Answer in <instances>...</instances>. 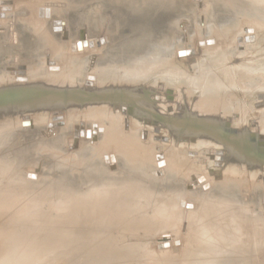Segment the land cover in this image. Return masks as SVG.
Here are the masks:
<instances>
[{
	"label": "rangeland",
	"instance_id": "rangeland-1",
	"mask_svg": "<svg viewBox=\"0 0 264 264\" xmlns=\"http://www.w3.org/2000/svg\"><path fill=\"white\" fill-rule=\"evenodd\" d=\"M7 1L8 3L6 0L2 2L9 4L8 7L2 5L0 1V83L5 85L4 89H7L6 83L14 84L17 81L21 83L22 80L31 83L35 79V82L42 83L40 81L44 78L59 79L64 85L84 90L99 86L105 88L110 85H123L124 88L131 86L141 88L145 85L142 95L144 100L142 101L145 103L141 101V106L137 109L139 110L137 114L141 117L137 116V119H130L127 123L125 117L122 118L123 113L120 115V111L113 110L110 102L104 106L105 108H101L104 109L103 111L88 109L81 111L79 115L70 116L69 110L65 108L63 110L66 132L61 139H59L60 133L56 134V130L61 128L58 125L64 126L63 121L58 122L56 128L49 127L50 117L52 121L62 117L61 115L53 116L51 112L55 109L49 113L48 117L36 116L33 121L23 119L11 125L10 131L7 130L8 135L5 136L8 142L0 150V162H7L0 164L2 177L0 180V264H90V262L99 264L103 263V260H106L103 264H112L111 261L115 258L111 257V254L99 256L100 249L96 248H102V245L117 255L115 259L117 262L113 264H187L188 258L182 256L195 246L194 231L199 229L200 217L198 216L202 214L208 215L206 220L214 222L213 226L222 225L230 229L233 237L240 238L243 232L249 231L248 242H234V244L250 252L246 256L247 264H264V247L258 245L256 237L259 230L264 231L263 169L250 167L251 171L229 170L228 163L224 168L216 169L212 165L211 153L216 152L217 160L224 152L220 149L225 148L224 145L210 140L204 141L207 138L197 139V143L182 142L180 139L182 134H173V129L171 133L174 137H170L171 143H165V135H170L164 131L168 129V126L171 128L172 123L169 121L174 123L180 121L175 117L176 105L166 97L164 90L166 89L167 92L169 88L175 90L180 87V90L191 94L192 99L189 105L195 106L187 112L185 109L184 117L189 113L197 115L201 113L204 116L205 109L207 112L211 110L218 115V118L220 117L214 120L221 127L223 122L230 118L236 130L245 135L243 137L253 131L259 132L264 137V102L260 103L261 101L254 95L250 98L245 97L243 101L237 99L239 98L237 95L229 102L221 99L223 103L220 109L218 105L208 106V101L205 99L208 80L205 77L209 75V69L212 68L209 67L210 61L203 62L207 60L208 55H212L211 53H228L233 49V53H259L258 47H261L264 38H257V34H251L255 37V41L246 39L251 36L247 29L263 33L264 0H253L257 4L248 7L242 24L233 23V19L228 18L232 15L225 11L230 5L235 8L241 6L244 9L246 4L236 5L233 0L232 2L230 0H180L182 11H174L173 15L167 14L168 17L171 16V18L167 17L166 22L169 26H166L167 24L163 26V23L158 24V22L157 25L153 24L152 29L157 36L154 34V37L153 32L147 34L149 38L150 36L153 38L149 39L146 34L143 36L149 44L164 43L162 41L166 38L164 34H169L166 42L170 41L168 46L169 44L171 46L167 47L171 51L174 50L173 53L185 47L196 49L197 60L195 64L193 63L194 68L191 69L193 65L186 64L189 67L185 65L186 69L177 74H182L178 76L179 79L175 75L176 81H182L184 75L185 85H178L175 82L165 83L162 78L151 82L145 74L143 79L147 80L142 85L140 82L133 83V81L121 79V75L119 77L113 67L109 68L110 72L106 71V74L103 72L101 64L106 56L105 53H111L109 57L125 53L122 47L123 42L130 41H124L125 38L129 36L137 38L133 39L132 48L129 51L138 53L134 49L135 40H139L146 27L149 28V24L156 18L155 15L145 13L143 1L137 0L139 2L134 6L138 19L136 24L139 25L132 26L136 28L135 30L130 29L128 23L127 25L123 23L126 19L123 15L115 13L119 8L116 2L111 5V0L107 2L106 0ZM126 2L127 0H123V3L126 4ZM3 14L9 17H1ZM11 18L15 21L10 20ZM143 18L144 23L140 25ZM51 20L52 22L62 20L63 22L57 21L56 24L64 25L65 32L61 31V27H54V30L61 31L54 33L51 29ZM132 23L134 24L133 20ZM169 23H174V27L172 28ZM169 27L173 30L170 31ZM82 33L86 36L85 38H81ZM158 35H161L163 39H160L161 36L158 38ZM88 38L90 42H95V47L94 44L89 46ZM154 38L155 41H153ZM84 40H87L86 47L81 45ZM156 40L159 42L156 43ZM243 42H245V49L240 47ZM75 45H78L77 49ZM59 63L63 64L62 68L52 69L51 66L59 67ZM197 72H200L199 75ZM103 74L108 76L106 81H103L101 76ZM100 79H102L101 82ZM158 86L165 89L159 90ZM241 90L244 91V88ZM258 90L264 92V86L261 83L249 89L251 93ZM156 93L160 96L159 99L152 98ZM219 93L222 94V91ZM48 94L44 96L47 99L51 97L50 93ZM223 97L225 98L224 95ZM39 102H42V98ZM120 103L124 106L128 105L124 102ZM196 109L199 111H195ZM18 113L20 111L9 110L10 122L17 119L15 116ZM193 114L189 118L186 116L184 121L191 125L192 132L200 134L206 129L201 124L200 129L190 123L196 121L192 117ZM142 117H147L148 121H157L158 124H151L154 129H150L145 126V122L142 123ZM158 117H163V120ZM82 121L88 124V134L84 139H80L81 141L78 139L77 144L73 145L71 144L73 127ZM197 122L202 123L204 120ZM114 129L117 131L114 133L115 139L113 138V142L107 146L109 148L102 147L106 135ZM4 133L3 130L0 131V136ZM128 134H134V137L131 136L129 139ZM56 138L58 139L54 141ZM255 146L259 151V145L255 144ZM142 152L145 157L148 154L147 160L144 159L145 163L150 161L148 163L150 173L147 176H143L138 168V165L142 164H138L139 159L143 161L139 155ZM158 153L164 154L166 167H159L156 164ZM111 155L116 162L111 161ZM226 159H230L229 154ZM129 160L132 161L127 166ZM168 165H170L169 170ZM237 166H241L242 170L245 168L243 165ZM149 177H151L149 182H154L157 187L153 189L154 192L152 190L142 192L137 203L142 208L148 205V210L157 205L177 206L178 218L173 216L172 222L176 219L173 225H169L168 228L166 226L154 228L156 224H159L154 220L147 226L133 228L132 223L106 220L102 225H97L96 221H93L94 223H88L86 226L87 219L97 218L100 214L96 195L92 193L94 187H97V192L101 194L107 190L110 183L118 181L119 183L135 182L134 184L141 185L139 188L143 189L142 187L149 184L147 183ZM105 183L108 185L103 187ZM117 187L111 186V189H117ZM85 195L95 198L90 201L84 197ZM111 212L108 211V214L111 215ZM85 213H92L94 217H88ZM132 218L131 220L134 219ZM223 238L219 237L218 241L222 240L225 244L231 243L227 242L229 240L223 241ZM95 239L102 241V245L99 241H94ZM188 248H190L189 251H187ZM97 250L98 254H93ZM241 257L244 256L240 254L234 257L238 259L236 261L229 259L230 264L240 262Z\"/></svg>",
	"mask_w": 264,
	"mask_h": 264
},
{
	"label": "bare ground",
	"instance_id": "bare-ground-1",
	"mask_svg": "<svg viewBox=\"0 0 264 264\" xmlns=\"http://www.w3.org/2000/svg\"><path fill=\"white\" fill-rule=\"evenodd\" d=\"M2 1L3 0H1V4L2 5L7 6V7L10 6L9 4H3ZM139 1L145 2V6H144L145 13L149 14V15H155L156 18L153 20V22H151L149 24V26H150L149 28H147L148 27L147 26L146 29H145L144 28L145 26H143V28L145 29L144 33H142V35L139 38V40H135L134 49L138 53H134V52L129 51L132 48L133 39H137V38H135V36H132V37L129 36L128 38L124 39V41L125 40H130V41L123 42L124 44H123L122 47H123L125 53H118L114 57H109V56L112 55L111 53H105L106 56H105V58H104V60H103V62L101 64L102 67H103V69H102L103 72L106 74V71H109V68L113 67L114 70H116L118 72V76L121 75V77L120 76L119 77L121 79H123V80L125 79L128 82L133 81V83L134 82L135 83L140 82V84H142V83H144V81L147 80V79H143V76L145 74V75H147L149 77L148 79H150L151 82H154L155 80H157L159 78L160 79L162 78V80H164L165 83L166 82H170V83L175 82V83H178V85H185L183 83L184 82L183 80L185 78V77H183L184 75L182 76V78H183L182 81H180V80L176 81L177 80L176 78H178V76L182 75V74L181 75H177V74H179L180 72H182L183 70L186 69L185 68L186 64L187 65L188 64L189 65H193V63L194 64L196 63V60H197V53H196L197 51H196V49H193V48H190V47H185V48H182L180 50L177 49L178 51L176 53H173L174 50L171 51L170 49H168V47L171 46L170 44L168 46V43L170 41L166 42L169 39V37H168L169 34L168 35L164 34L165 37H166V38L164 37L165 38L164 40H162L163 39L162 36H164L163 34H161L162 36L160 35L162 38L158 35V38L160 37V39L162 41H164V43H161V44L159 43L157 45L154 42H153L154 44L150 43V44H152V45H150L148 43L149 41L145 40L146 37L143 38V36H145V34H146V36H147V34H149V33L151 34L152 32H153L152 33L153 35L155 34V32L153 31L152 28H154L153 24H156L157 22H158V24L159 23L160 24L163 23L162 24L163 26L166 25V24H167L166 26H169L168 23H166L167 22V17H168L167 14L171 13V15H173L172 12H174V11L175 12L176 11H182L183 8H182L181 1L180 0H139ZM139 1H137V0H127V2L125 4V3H123V0H111V5L116 2L117 3V7L119 8V10L115 11V13H117L119 15L120 14L123 15L124 16L123 18L124 19L126 18L129 21L128 22L125 19L127 22L125 20H123V23L125 25H127V23H128V25L131 27L130 29H133V30H135L136 28L135 27L132 28V26H139V25L136 24L138 19H137L136 15H135L136 12L134 11L135 3L139 2ZM254 1L253 0H233V3H236V5L237 4H246V5H245L244 9H242L243 7H241V6H238V7L236 6V8L232 7L231 5L228 6L225 9V11H226V13H229L230 15H232V16H229L228 18L233 19V23L235 22V23H238V24H242L243 18L246 17V11H247L248 7L250 8V6H253V5L257 4V2H254ZM6 2L8 3L7 0H6ZM82 2H84V1L82 0ZM106 2H107V0H106ZM9 3H10V1H9ZM243 10H245V11H243ZM36 11H37V9H36ZM43 12H45V11H43ZM158 15H160V16L158 17ZM174 15H175V13H174ZM131 16H134L135 18L131 17ZM1 17L7 18L9 16L3 14V15H1ZM144 18H146V17H144ZM144 18L141 19L140 25L142 24V22L144 23V20H145ZM168 18H171V16L168 17ZM10 20H14L15 21V19H13V18H11ZM59 20H60V18H59ZM59 20H57V21L58 22H63L62 20L61 21H59ZM102 20H103V18H102ZM132 20H133L134 24H136V25H134L132 23ZM169 20L171 22V19H169ZM176 20H175V22H176ZM51 22H52V20H51ZM169 24H171V23H169ZM173 24L174 23L171 24L172 28L174 27ZM51 25H52L51 29H53L54 33L55 32L60 33L61 31L63 33L65 32V26L61 25V23L55 25V23L53 21ZM54 27H56V28L57 27H59V28L61 27V31L54 30ZM170 29H171V27H169V30ZM172 30H170V31H172ZM161 31H163V30H161ZM170 31H167V33L168 32L170 33ZM164 32H162V33H164ZM252 32L249 33V34L250 35L251 34H257V36H258L257 38H260V37L264 38V30H263V33H262V31H260V32L252 31ZM64 35H66V34H64ZM155 35L157 36V34H155ZM155 35H154V37H155ZM85 37L86 36L82 33L81 38H85ZM137 37H139V36H137ZM167 37H168V39H167ZM150 38H153V37L150 36ZM243 38H244V36H243ZM160 39H158V40H160ZM151 40H153V39H151ZM158 40H156V43H157ZM161 40H160V42H161ZM84 41L81 42V45H83ZM98 41H100V40H98ZM153 41H155V38H154ZM88 42H90L89 38H88ZM100 44H102V43H100ZM90 45H93L95 47V42L94 41H93V43L90 42L89 46ZM83 46L86 47L85 45H83ZM96 46H97V44H96ZM77 47H78V45L75 48L77 49ZM174 48H175V46H174ZM245 48L246 47L244 46L243 49H245ZM258 48H259V51H258L259 53H247L246 51H245L246 53H233L234 49L233 50H229L228 53H219V54L211 53L212 55H210V56L208 55L207 56V58H206L207 60H203L204 63H205V61L206 62L210 61L209 67L212 68V69H209L210 70L209 71V75H206V77H205L208 80L206 88L204 87L205 88V92H206L205 99H207V101H208V103H207V104H209L208 106H212V104H214V105H218V108H219V107H221L220 105H222L224 99H226V101L224 100V102H229L232 98H235L236 95H237V97H239V98H237L239 100H242V99L245 100L246 98H250V97H252L254 95L256 99L261 101L260 103L264 102V92L263 91L258 90V91H255L253 93H251V91H249L251 86H254V85L258 86L259 83H261L262 86H264V39H263V44L261 45V47H258ZM52 50H53V48H52ZM203 55H205V53H203ZM250 56H251V58H250ZM214 58H216V59L214 60ZM65 61H67V60H65ZM65 61L63 62L64 64H65ZM51 62H52V59H51ZM62 65L63 64L59 63V65H58L59 67H53V66H51V67H52V69L58 70L59 68H62ZM188 67L189 66H187V68ZM192 68H194V65L191 67V69ZM11 70H12V68H11ZM66 70H67V68H66ZM114 70H113V72H114ZM103 72H101V73H103ZM197 73L199 75L200 72H197ZM105 74L101 75L103 77V81H106V78L108 77L107 75H109L108 73H107V75H105ZM116 74H114V75H116ZM39 75H41V74H39ZM112 75L110 77H112ZM175 75H177V77ZM118 76L116 75V78ZM255 76H257V77L255 78ZM260 77H262V78L260 80H258ZM19 78H21V77H19ZM254 78L256 79L255 82L253 81ZM26 79H28V78H26ZM35 80L33 82H31V83L26 82L25 80H22L21 83H18L17 80H16L17 82H15L14 84L6 83L7 89L11 88L10 86L23 87L26 84H31V86L33 88H35V92H34V94H33V92H26V94H22L24 97L28 96L27 99L30 100V101H26V102L31 103L32 104V106H31L32 108L26 109V107H24V104H23L21 106V108H18V110H16V111H20V113H18L15 116V117H17V119H13L12 122H10V119H8V117H9V109H8V107L6 105H4V102H2L3 104H0V126H1L0 127L1 128L0 131L2 132V130H3L5 132L2 136H0V150L2 148H4L5 143L8 142V138H6L5 136L8 135V133H7L8 131L7 130L10 131L11 125L15 124L16 121H18V120L21 121L23 119H27V120L33 121V120L36 119V116H38V118L39 117H44V115L48 117L49 113L52 111V110H50V106H54L55 107L54 108L55 110L51 112L53 114V116H55L54 115L55 112H62V115H61L62 117H60V119H58V120H53L52 121L51 117L49 118V120L53 124L52 125L51 122H50L49 127L52 126V127L56 128L57 125H58V122H60V121H63V123H64V126H59L58 125V127H61V128H58V130H56V134L60 133L59 134L60 135L59 139H61V136H63L65 134V132H66L65 111L63 109L67 108L69 110V112H70L69 114L71 116V115H79V113L81 111H84V110L87 111L88 109L89 110L98 109L99 111H101V110L103 111L104 109H101V108H105L104 106H101V105H87L88 102H85V100H83V101L77 100L75 98V96L73 94H71V93H68L67 96H64V97L61 96V95H56L55 96L56 90H58L61 87L65 88V90H71V91L75 90V87H73V86L71 87L69 85H64L59 79L55 80V79H52V78H44V80L40 81L42 83L35 82ZM101 80L102 79H100V82H101ZM161 82H163V81H161ZM195 83H196V81H195ZM202 86H203V84H202ZM4 87H5V85L0 83V91L3 90ZM117 87H120V88H117ZM142 87L144 88L145 85L142 86ZM158 88H159V90H164L165 89V88L163 89V87H159V86H158ZM241 88H244V91L241 90ZM49 90H52V91H49ZM82 90L85 93L88 94L89 99H92V101H95V102L100 100V99L108 98V96L106 94L110 93L109 94V98H112L115 101L114 102L115 104L112 107L113 110L115 109L116 112L120 111V115H121L123 113L122 112V108H124V107L126 108V113L127 114L126 115L122 114V118L125 117L126 123L130 119L134 120L135 118L137 119L140 116V115L138 116V114H137V112H139V110H137V109H139V107L141 106L140 104H141V101L143 100V96H142L143 94H141V92H143V91L138 86H136V87L131 86V87H125L124 88L123 85L122 86H112V85H110V86H107L105 88H102V86H99L97 88H93L92 87L91 89H88V90H84V89H82ZM185 90H186V88H185ZM225 90L227 92H225ZM149 91H151L150 87H149ZM198 91H199V88H198ZM219 91H222V94L225 96V98L223 97L222 94L219 93ZM164 92L166 94V97L169 98L170 100H172L174 105H176L175 106V109H176L175 110V117H177L178 119L180 118L179 122H177V123L173 122L171 124V128H170V126H168V129L167 128H166V130L163 129L165 132H168L169 135H170V136L165 135V137H166V142L165 143H171L172 140H171L170 137H174L172 135V133H171V129H173L172 132L175 135L177 133L182 134L180 139H181L182 142H186V143L195 142V140L197 141V139L199 140L204 135H206L205 131H202L200 134H198L196 132H192L191 125H189L186 121H184V118L186 120V116H188V118H189L191 116V114H193V113H189L188 115L186 114V116L184 117L183 113L185 114V112H184L185 109H186V112H187L188 110H190L191 107H193L191 109L195 108L194 105H189L190 101L192 99L191 94L189 95V93H187V92H185L183 90H180V87H179V89H175V90L169 88V91H167V92H166V89H165ZM202 92H203V90H202ZM48 93H50L51 97L47 99L44 96H48L49 95ZM200 93H201V91H200ZM149 94H150V92H149ZM141 96H142V98H141ZM200 96L203 97L204 95L203 96L200 95ZM41 98H42V102H39L41 100ZM152 98L159 99L160 96H158V94L156 93V94L153 95ZM49 99H51V101H48ZM53 99H55L56 104L50 105L46 109L37 108V107H41L43 105L50 104ZM201 99L203 100V98H201ZM221 99H223V100H221ZM202 100H200V102ZM219 100H220V102H219ZM120 102H124V103H126L128 105H126V106L121 105ZM35 103H37V104L34 105ZM143 103H145V102H143ZM62 105H65V106H62ZM116 105L120 106L119 110H116V108H115ZM130 107L133 109V113L127 112V109L130 108ZM33 108H35V109H33ZM76 108H78L80 111L78 109H76ZM11 111H13V110H11ZM48 111H50V112H48ZM140 111H143V110H140ZM195 111L198 112L199 110L196 109ZM205 111H206V113H205L204 116L201 113H199L198 115L197 114H193L192 117L195 118L196 121L204 120V122H202L203 123L202 126L205 129H207V127L208 128L210 127L209 129L212 130L213 127H214V123L212 121H215L216 119H219L220 117L218 118V115H215V113H213L211 110H209V112H207V110L205 109ZM159 115H160V113H159ZM202 117H203V119H202ZM158 118L163 120V117L162 118L158 117ZM172 121H174V119H172ZM144 122L146 123L145 126H147L148 128L150 127V129H154L153 125H157L158 124L157 121H148L147 117H142V123L144 124ZM231 122L232 123H230V124H231L232 127L228 128V129L229 130L230 129H235L236 130V127L233 126V124H234L233 121H231ZM169 123H171V122L169 121ZM226 123H227V120L225 122H223V127H222V131L223 132H225V130H226V127H225ZM151 124H153V125H151ZM87 125L88 124H86V122L82 121V122H79L78 125L76 124V126L73 127L74 128L73 129V135L71 137V138H73V142L71 144H73V145L75 144L76 145L77 144L76 142H77L78 139L79 140L80 139H84V137L87 136V134H88L87 133V130H88V126ZM105 126H103V127H105ZM116 129L110 130L109 134L106 135L104 141L102 142V145H101L102 147L106 148L108 145L111 144L110 142H113V140L115 139L114 133L115 132L117 133ZM133 130H134V128H133ZM75 134H77V135L75 136ZM253 134L255 135V138H254L255 141L254 140L253 141L250 140V136L253 135ZM145 135H146V133L144 132V136ZM131 136L134 137V134H128V138L129 139H130ZM227 136L233 137V138H238V137H243L245 135H242L240 133V131L237 129V133L236 134L227 133ZM260 136L261 135L259 134V132H256V131L249 132L248 134H246V138H247L248 144H249V146L251 148H254V149L257 150V147L255 146V144L258 145V143H260V141L264 142V139H260ZM80 137H83V138H80ZM212 137L213 138H209V139L202 138V139H204V141L210 140L213 143H217L218 138L216 137V135L212 136ZM57 139L58 138H56L54 141H56ZM160 141H161V139H160ZM220 142H221V140H220ZM198 143H200V142H198ZM202 144H203V142H202ZM107 148H109V147H107ZM220 149H222L224 151V152H222V154H221L222 156L220 158H218L216 160V158H215L216 153L214 155H211V157L213 159L212 165H213L214 168H216V169H219V167L220 168L221 167L224 168L225 165L228 163V165H229L228 167L229 168H227V169H229V170L234 169V170H240V171H245V170L246 171H251V169H250L251 166L249 164H246L247 162L244 160V158H242V157L239 158L237 155H232L231 150L228 149V148L226 149V148H222L221 147ZM259 151L264 152V148H259ZM140 153H139V155L142 157L144 162L139 159L138 164H140V163H142V164L138 165L139 166L138 168L143 173V176H147L150 173V164H148L150 161H146V163H145V160H147V158H148V154L145 157V155H143V152H142V154H140ZM127 154L129 156L130 152H128ZM228 154H229V157H230L229 160L226 159L228 157ZM262 156H264V155H262ZM110 157H111V161H115L114 156L111 155ZM157 158L158 159L156 160V164H158L159 167H166L167 166V162L165 160V156H164L163 153H158L157 154ZM125 161H127V160H125ZM131 161L132 160H129V162H127V166L130 165L129 163ZM236 162L239 165H243L245 167V168H243L244 170H242L241 166H237L238 164H236ZM6 163L7 162H5V161L4 162H0V164H6ZM169 166L170 165H168V168H167L168 170H169ZM201 170H203V169H201ZM204 170H205V168H204ZM132 172H130V173H132ZM135 174H136V171H135ZM262 177H264V174L262 175ZM138 178H139V176H138ZM193 178H194V176H193ZM1 179H2V177L0 175V180ZM144 179H146V177ZM147 179H148L147 183H149V184H146L145 185L146 187H142L143 189L139 188L141 185L139 186V185L134 184L135 182H133V183L132 182H126V183H124V182L121 183L120 182L119 183L118 181H113L112 183H110V185H108V183L103 184L104 185L103 187H106L107 185L109 187H107L106 188L107 190L105 192H102L101 194H99L97 192V187L96 188L94 187L93 188L94 192H92V191L91 192L94 195H96V200L98 201V207L100 209V214H99V217H97V218H94V219L89 218V219H87V221H85L87 223L86 226H88V223H94L93 221H96L97 225L98 224L102 225V224H105L106 220L107 221L108 220H113V221H110V222H114L116 220L117 221H123L125 224L132 223L133 224V228H136V227L139 228V227L147 226L149 223H151L154 220H156L159 223V224H156L154 228H159L160 226H161L160 228L165 227V226H166V228H168V227H170L169 225H173L174 222L176 221V219H175L174 222H172L171 219L173 218V216H177L176 214L179 213V212H177V206L170 207V206L167 205L165 207L164 206L161 207V206L157 205V206H152V208L150 209L152 211H150V210H148V205L146 206V208L145 207L142 208L141 206L138 205L137 202L139 201V197L142 194V192H146V191L151 192L150 190L153 191V189H155L157 187V185L155 187L154 182H151V183L149 182V180H151V177H149ZM95 184H97V183H95ZM111 186L114 187V188L117 187V186L118 187H117V189H114V188L111 189ZM178 192H179V190H178ZM84 197L86 199H89L90 201L94 200V198H95V197H91L89 195H85ZM213 198H217V197H213ZM75 202H77V201H75ZM81 204L85 205V203H81ZM108 211L109 212L112 211L111 215L108 214ZM86 214L87 213H85V215ZM91 214H87L88 217H94ZM111 216L113 218H111ZM131 217H133L134 219L132 218L133 220H131ZM198 217H200V220H199L200 222L198 223L199 224V229L196 230V231L193 230L195 232V234L193 233L194 234V238H195V242H196L195 246H193V248L190 251H189L190 248H188L187 251H189V252H187L185 255L182 256L183 258L184 257L188 258L186 260V262L188 261L187 264H230L232 260H235V261L238 260V259H235L234 257H238V256H240V254L243 255L244 257H241L240 262H238V263H234L233 262V264H247L246 263V260H247L246 256L250 252L246 251V249L242 250L241 248H239V246H236L234 244V242H237V243H239V242H248L249 241V235H250L249 231L243 232L242 237L236 238V237H233L232 231L230 229L226 228L225 226H222V225H218V226L214 225L213 226L214 222L211 223L210 220H206L208 215L202 214V215H200ZM177 218H178V216H177ZM141 224H142V226H140ZM89 226H92V225H89ZM156 230H158V229H156ZM219 237H224L223 241L224 240H226V241L229 240L227 242H231V243L230 244H225V243H222V240L219 242L218 241ZM256 237L258 239V245L260 247H264V231L259 230L256 233ZM94 241H99L101 245L103 243L102 241L97 240V239H95ZM99 245L97 247H99ZM193 245H194V243H193ZM102 246H103L102 248H100V247L96 248L98 250L100 249L99 250V256L100 255L101 256H103V255L104 256H109L111 254V257L116 259L117 255H115L113 253V251L110 252V249H107L104 245H102ZM98 250L96 251V253L93 252V254L97 255L98 254ZM132 254H130V255L132 256ZM235 255H237V256H235ZM115 259H113L111 262H113V263L115 262L116 263L117 261ZM105 261L106 260H103V263ZM103 263H99V264H103ZM90 264H94V263L90 262Z\"/></svg>",
	"mask_w": 264,
	"mask_h": 264
},
{
	"label": "water",
	"instance_id": "water-1",
	"mask_svg": "<svg viewBox=\"0 0 264 264\" xmlns=\"http://www.w3.org/2000/svg\"><path fill=\"white\" fill-rule=\"evenodd\" d=\"M1 1V0H0ZM55 24L57 23V21L54 22ZM247 32H252V29H247ZM247 41H255V37L253 35H251L250 37H247L246 39ZM83 45L87 46V42L84 41ZM245 46V42L241 43V49H243V47ZM192 51V50H191ZM53 62V61H52ZM55 64V63H53ZM52 65V64H49ZM11 88L9 89H4L2 91H0V104H3L2 102H4V105H6L9 110H18V108H21V106L24 104V107H26V109L30 108L32 106L31 103H28L26 101H30L27 99L28 96L24 97L22 94H26V92H35V88H33L31 86V84H26L23 87H14V86H10ZM140 89H142L143 91V87H141ZM52 91V90H49ZM68 93H71L75 96V98L77 100L83 101L85 100V102H88L87 105H101V106H105L106 104H108L109 102L114 105L115 101L112 98H109V94H106L108 96V98H104V99H100L98 101H92V99H89L88 94L85 93L81 88H77L75 87L74 91L71 90H65V88H59L58 90H56L55 96L56 95H61V96H67ZM141 94H143V92H141ZM142 98V96H141ZM48 101H51V99H49ZM37 103H35L34 105H36ZM56 104L55 99L52 100V102L48 105H43L39 108H48L50 105ZM23 107V108H24ZM77 107V106H76ZM55 107L54 106H50V110H53ZM116 110H119L120 106L116 105L115 106ZM78 109V108H76ZM79 110V109H78ZM80 111V110H79ZM50 112V111H48ZM122 112L124 115H126V108H122ZM127 112L129 113H133L132 108H128ZM27 113V112H26ZM55 116H60L62 115V112H55L54 113ZM180 119V118H179ZM232 120L230 118H227V123L225 125L226 130L225 132L222 131V127L219 125L218 122L216 121H212L214 123V127L213 129H209L207 127V129L205 130L206 135H204L202 138H213L212 136H215L218 138L217 143H220L222 145H224V147L227 149L231 150L232 155H237L239 158L242 157L244 158V160L247 162L246 164H249L251 166V168H261L264 171V153L262 151H257L254 148H251L248 144L247 138L246 137H238V138H233V137H229L227 136V133H231V134H236L237 130L235 129H228L231 127V122ZM173 123V122H171ZM194 127H200L203 123H199L197 121H193L190 122ZM201 124V126H200ZM256 125V124H255ZM77 134H75L76 136ZM255 138V135H251L250 136V140L253 141ZM260 139H264L263 136H260ZM221 140V142H220ZM255 141V140H254ZM192 142V141H191ZM192 143H196L192 142ZM259 148H264V142L260 141V143H258ZM216 152L213 151V153L211 155H214ZM220 153V152H219ZM244 156V157H243ZM263 164V165H262ZM262 165V167H261ZM264 174V173H263Z\"/></svg>",
	"mask_w": 264,
	"mask_h": 264
}]
</instances>
